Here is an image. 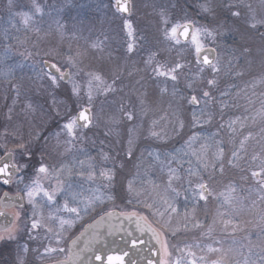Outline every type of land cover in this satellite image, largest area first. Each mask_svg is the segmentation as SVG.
Wrapping results in <instances>:
<instances>
[{"label": "snow or ice", "instance_id": "1", "mask_svg": "<svg viewBox=\"0 0 264 264\" xmlns=\"http://www.w3.org/2000/svg\"><path fill=\"white\" fill-rule=\"evenodd\" d=\"M51 7L30 0L23 11L18 0H7L0 264H264V0H195L206 24L179 4L172 8L184 16L170 23L161 8L163 27L154 37L137 36L133 0H110L104 8L122 20L127 37L123 57L112 55L104 32L83 50L41 48L52 35L41 27ZM17 18L23 36L14 34L21 32ZM56 24L61 43L84 27ZM209 40L225 43L226 65ZM188 45L191 60L172 57ZM90 50L101 54L99 66L85 64ZM225 72L241 83L221 88ZM174 137L183 141L179 148L141 147ZM232 173L248 185L247 196L238 194ZM210 200L216 210L209 224ZM78 224L81 231L70 237ZM249 226L257 229L255 241L213 238L217 227L235 235ZM189 232L201 239H178Z\"/></svg>", "mask_w": 264, "mask_h": 264}, {"label": "rangeland", "instance_id": "2", "mask_svg": "<svg viewBox=\"0 0 264 264\" xmlns=\"http://www.w3.org/2000/svg\"><path fill=\"white\" fill-rule=\"evenodd\" d=\"M161 1V0H157ZM165 3H167L170 0H163ZM183 2L184 0H172L171 2ZM42 3H46L48 5H51L52 7L48 9L51 12V16L46 15L45 17H49V23L41 22V27L45 31H50L52 35L46 37L40 42V47L45 48L47 46H50L52 44H58L59 46L63 47L65 51H67L69 44H71V47L73 50L77 49L78 47L83 50L88 46V44L91 41H95L97 39H103L102 32L107 33L109 37H111V40L109 41L112 55L114 57L120 56L123 57L124 54V48L123 44L124 41L127 39L124 32L121 31L122 27V20L117 18L114 20L111 18L112 10L111 9H105L104 5L109 4L110 0H41ZM18 3L20 5V8L17 10H23L27 11L30 7V0H18ZM134 3V12L133 15L130 17V19L133 21V25L136 28L137 36H149L154 37L152 34H157V31H153L155 28V22L156 17L152 16L150 14V6L147 4V0H133ZM190 6V14L193 18H195V21L200 24H206L207 21L201 16L197 15V12L195 10V0H190L188 2ZM67 8L69 11V17H67L68 21H64L62 15H67ZM59 12V15H58ZM9 16L7 14V0H0V38L3 36V31L5 28H10V25L8 23ZM60 21L61 23L67 25L69 28H71L72 24L78 23L79 21L84 22V27L78 28L77 31L72 32L68 31L65 34L64 41L60 42L59 34L56 32L57 24L56 21ZM17 24V27L21 29L20 33H14L18 34L20 36L24 35L23 32V25L19 22V19L17 18L14 21ZM11 30V29H10ZM29 35H34L29 33ZM75 37V38H73ZM228 43H231L229 40ZM220 46L217 47L216 43H213L212 41H207V45H213L214 47H217V52L219 53V49H221L223 52L226 51V45L223 41L219 42ZM185 48V46H184ZM178 50L182 52L183 46H177ZM4 49L3 46L0 45V56H3ZM104 55H107V49L105 50ZM144 53H140L138 56L135 57V59L139 60L141 56H143ZM101 56L100 53L95 52V50H90L88 54V59L85 60V64H93L95 66H99V64L102 62L99 57ZM229 55H226V57H223L224 62H226V58ZM174 58V57H173ZM15 60H19V57H14ZM13 60H9L8 63H12ZM27 64H31L32 61H25ZM38 70V68H37ZM26 72H28L29 75L32 74L30 69H25ZM19 74V73H18ZM2 89H0V94H2ZM65 90H61L62 93H64ZM42 102V101H41ZM10 103V101H9ZM3 101H0V106H2ZM53 129H55V124L52 125ZM215 130L214 128L212 129ZM187 137H185L186 139ZM183 141L179 137H174L171 141L168 142L167 145L160 146L158 142L153 141H143L141 144V147H144L146 145H151L153 148L160 147L162 151H168L171 150L173 147L179 148ZM90 151L95 154L94 149L89 148ZM238 189H241L238 194L243 197L247 196L248 193L243 191L242 189L247 188V184H241V181L236 180ZM79 178H76L74 180V184L78 183ZM89 187L88 184L85 183L84 188L87 189ZM60 202L62 203V198H58ZM117 204L121 207L124 206L122 201H117ZM119 209V208H117ZM216 210V203L214 201H209L208 207H207V222L210 224L213 218V215L215 214ZM200 218L203 220L205 218V211L201 210L200 212ZM245 218H251V217H245ZM81 231V227L78 224L71 233H69L70 237H73L77 233ZM256 233L257 229L252 228L249 226V231L244 232L240 231L237 232L235 235H232L231 232L224 233L219 230L217 227L216 231L213 234V238L216 240H224L226 243H231L233 240L237 242V245L247 243L245 237L250 235L251 239L253 241L256 240ZM195 239H201L198 232H189L187 235H181L178 237L180 240H193ZM204 243H211L212 239L208 237H203Z\"/></svg>", "mask_w": 264, "mask_h": 264}, {"label": "trees", "instance_id": "3", "mask_svg": "<svg viewBox=\"0 0 264 264\" xmlns=\"http://www.w3.org/2000/svg\"><path fill=\"white\" fill-rule=\"evenodd\" d=\"M147 1H148L147 4L150 6V14L152 16H155L156 17V22H155V25L156 26L153 29V31L156 30L157 31V34L156 35L155 34H152L153 36H158L159 35L158 29H160V28L163 27V25L160 22V17L157 14L161 8H167L168 9L170 23L178 22L184 16V12H180L179 11V8H172V5L173 4H179L180 6L184 7L185 11L191 16V14H190V9L191 8H190V6L188 4V2L190 0H184L183 2L179 1V2H174V3L171 2L172 0L168 1L167 3H165L163 0H161V1H157V0H147ZM67 12H68L67 15L66 14L65 15L63 14L62 15L64 21H68L69 20V19L67 20V17L70 16L69 15L68 8H67ZM58 15H59V12H58ZM111 18L114 19V20L116 19V17H113L112 14H111ZM193 19L195 20V18H193ZM42 22L49 23V17H44V19H43ZM261 31H264V29H261ZM253 43L255 45H258L259 44V36L256 35V34L253 35ZM183 49L184 50L182 52H180V50H178V49L173 50L172 53H171L172 57H174V58H181V59H185L186 58L188 60H191L192 59V54H191V50H190V45L185 46V48L183 46ZM219 54L221 55L222 59H223L224 56L226 57V55H229L226 58V60H225L226 62H227V59L230 58V56H231V53H229L228 51H224L223 52L221 49H219ZM226 62H225V65H226ZM249 79H251V78L249 77ZM233 82H235V83H241L239 80H235L234 81L233 78L230 77L229 75H227L226 72L221 74V78H220V87L221 88H225L229 84H232ZM259 90H260V86L258 85L257 86V93H259ZM253 99H255V97H253ZM241 103H244V102L241 101ZM256 107H259V104L258 103H257ZM233 111H236V110L233 109ZM232 175L235 177L236 180L239 181V174L232 173ZM241 184H244V182L241 181Z\"/></svg>", "mask_w": 264, "mask_h": 264}, {"label": "water", "instance_id": "4", "mask_svg": "<svg viewBox=\"0 0 264 264\" xmlns=\"http://www.w3.org/2000/svg\"><path fill=\"white\" fill-rule=\"evenodd\" d=\"M208 47H214L212 45H207ZM120 235H123V233H121ZM110 239H116L117 241H119V236L117 237H114V238H110ZM145 239H147V237H145ZM70 243V242H69ZM149 253L147 251V248H145V252H144V255L147 256Z\"/></svg>", "mask_w": 264, "mask_h": 264}]
</instances>
